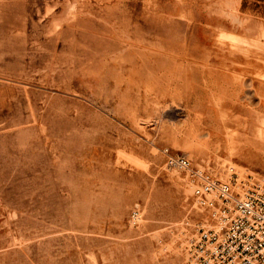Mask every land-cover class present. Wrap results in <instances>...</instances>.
I'll return each instance as SVG.
<instances>
[{
  "label": "rangeland",
  "instance_id": "rangeland-1",
  "mask_svg": "<svg viewBox=\"0 0 264 264\" xmlns=\"http://www.w3.org/2000/svg\"><path fill=\"white\" fill-rule=\"evenodd\" d=\"M165 150L264 182V0H0V264H183Z\"/></svg>",
  "mask_w": 264,
  "mask_h": 264
},
{
  "label": "built area",
  "instance_id": "built-area-1",
  "mask_svg": "<svg viewBox=\"0 0 264 264\" xmlns=\"http://www.w3.org/2000/svg\"><path fill=\"white\" fill-rule=\"evenodd\" d=\"M163 156L165 167L187 181L194 206L208 222L188 242L183 264H264V182L232 168L226 169L228 179L222 180L184 155L165 150ZM139 221V210L134 208L129 224Z\"/></svg>",
  "mask_w": 264,
  "mask_h": 264
},
{
  "label": "bare ground",
  "instance_id": "bare-ground-1",
  "mask_svg": "<svg viewBox=\"0 0 264 264\" xmlns=\"http://www.w3.org/2000/svg\"><path fill=\"white\" fill-rule=\"evenodd\" d=\"M229 4V3H228ZM228 9V8H227Z\"/></svg>",
  "mask_w": 264,
  "mask_h": 264
}]
</instances>
